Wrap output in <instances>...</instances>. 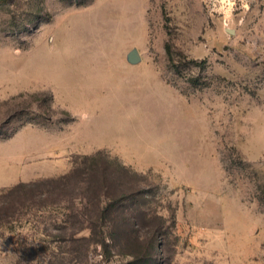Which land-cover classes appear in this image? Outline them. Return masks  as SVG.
<instances>
[{
    "label": "rangeland",
    "instance_id": "1",
    "mask_svg": "<svg viewBox=\"0 0 264 264\" xmlns=\"http://www.w3.org/2000/svg\"><path fill=\"white\" fill-rule=\"evenodd\" d=\"M0 124V264H264V0H0Z\"/></svg>",
    "mask_w": 264,
    "mask_h": 264
},
{
    "label": "trees",
    "instance_id": "2",
    "mask_svg": "<svg viewBox=\"0 0 264 264\" xmlns=\"http://www.w3.org/2000/svg\"><path fill=\"white\" fill-rule=\"evenodd\" d=\"M165 49H166L167 52H169V48H167V46L165 47ZM8 122L9 121H6L3 124L4 125L8 124ZM2 130H3V125L0 124V141L10 138L14 134V132L16 131V129H15L12 133L6 134V133H2L3 132ZM96 155L97 154H94L93 156H89V157L85 158V160H88V159L89 160H93ZM124 170H125V172L126 171L128 172V169H124ZM107 200H108L109 204H108V206H106L104 208L103 211H101L102 213L99 216V218L101 220V226H103L105 228V230H106L105 233H102V232L98 233L99 235L103 234L102 235L103 238L101 240H99V242L102 245H105V238L106 239L108 238L112 242L115 241L116 238H117V232H116V229H118L117 228V221L113 217L112 218L107 217V213L110 212V210L112 208H114V203L112 202L114 200V198H112V196L109 197V195H108L107 196ZM91 226H92V230H93V228L95 229L98 225L95 224V223H93V224L91 223ZM104 234H106V236H104ZM149 242H150L149 243V247L151 249H155L157 247V243H156V240H154V238L153 239L151 238L149 240ZM145 262H146V264H149V262L151 264V257L149 259L145 260Z\"/></svg>",
    "mask_w": 264,
    "mask_h": 264
},
{
    "label": "water",
    "instance_id": "3",
    "mask_svg": "<svg viewBox=\"0 0 264 264\" xmlns=\"http://www.w3.org/2000/svg\"><path fill=\"white\" fill-rule=\"evenodd\" d=\"M129 58H130V61H131V62H135V61H137V59H138V55H137L136 51L131 52V53L129 54Z\"/></svg>",
    "mask_w": 264,
    "mask_h": 264
}]
</instances>
